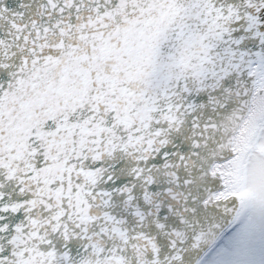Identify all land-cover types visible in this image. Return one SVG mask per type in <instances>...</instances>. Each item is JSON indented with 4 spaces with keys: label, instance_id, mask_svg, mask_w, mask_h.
I'll use <instances>...</instances> for the list:
<instances>
[{
    "label": "snow or ice",
    "instance_id": "1",
    "mask_svg": "<svg viewBox=\"0 0 264 264\" xmlns=\"http://www.w3.org/2000/svg\"><path fill=\"white\" fill-rule=\"evenodd\" d=\"M0 264H264V0H0Z\"/></svg>",
    "mask_w": 264,
    "mask_h": 264
}]
</instances>
